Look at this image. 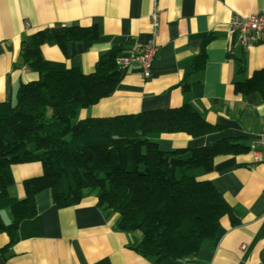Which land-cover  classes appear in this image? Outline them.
Instances as JSON below:
<instances>
[{"label": "crops", "instance_id": "1", "mask_svg": "<svg viewBox=\"0 0 264 264\" xmlns=\"http://www.w3.org/2000/svg\"><path fill=\"white\" fill-rule=\"evenodd\" d=\"M152 7L153 0H0V102L13 101L20 84L38 78L21 59L23 39L38 30L94 25L97 38L89 45L78 42L72 57H65L56 44L41 46L45 59L84 73L92 72L100 55L113 46L122 45L121 52L139 50L153 38L157 52L150 77H143L138 65L129 66L116 90L80 109L77 118L192 105L220 128L199 137L176 132L152 138L165 151L223 138L247 146L244 152L216 156L212 170L198 176L211 181L232 215L221 218L214 239L205 241L193 257L156 261L134 249L141 231L120 229L119 215L97 205L96 190L77 204L59 207L46 189L35 196L36 215L21 221L12 243L0 233V264H264V147H256L258 154L251 147L264 132V89L246 95L234 91L235 83L264 71V42L243 50L227 32L231 14L264 12V0H158L154 36ZM202 51L204 65H196L199 69L187 76L192 85L185 90L183 79ZM42 171L40 162L13 164L8 194L23 198V181ZM242 244L248 245L244 258Z\"/></svg>", "mask_w": 264, "mask_h": 264}, {"label": "trees", "instance_id": "2", "mask_svg": "<svg viewBox=\"0 0 264 264\" xmlns=\"http://www.w3.org/2000/svg\"><path fill=\"white\" fill-rule=\"evenodd\" d=\"M97 36L94 25H68L38 30L22 41V64L38 78L20 84L13 101L0 102V233L12 243L21 221L36 215L35 196L43 190L59 207L77 204L96 190L97 205L119 215L120 229L141 231L133 246L141 255L156 261L191 258L214 239L221 218L232 215L211 181L198 176L212 170L216 156L244 152L247 146L223 138L196 148L161 150L154 135L199 137L220 128L190 104L78 119L80 109L116 90L125 72L114 62L122 45L101 54L90 73L45 59L41 46L56 44L69 58L78 42L89 45ZM204 61L202 51L183 79L185 90L192 85L187 76ZM263 89L264 71L234 84L241 95ZM28 162H40L42 174L23 181V198L11 197V166ZM3 210L12 217L9 223Z\"/></svg>", "mask_w": 264, "mask_h": 264}, {"label": "built area", "instance_id": "3", "mask_svg": "<svg viewBox=\"0 0 264 264\" xmlns=\"http://www.w3.org/2000/svg\"><path fill=\"white\" fill-rule=\"evenodd\" d=\"M159 9L158 0H153L152 11L149 15V20L152 26V35H156L158 28ZM227 32L234 35L236 44L243 50H249L257 44L264 42V12L250 13V14H231L227 21ZM157 52L153 38H150L141 49L135 48L128 52H120L115 57V65L121 70H125L131 65H138L143 77H150V70ZM257 146L264 147V132L258 135V138L251 147L257 151ZM258 154V152H256ZM248 252V245H241V258H244Z\"/></svg>", "mask_w": 264, "mask_h": 264}, {"label": "rangeland", "instance_id": "4", "mask_svg": "<svg viewBox=\"0 0 264 264\" xmlns=\"http://www.w3.org/2000/svg\"><path fill=\"white\" fill-rule=\"evenodd\" d=\"M2 215H3V221L5 223H9L11 221V215L9 214L8 210H3L2 212Z\"/></svg>", "mask_w": 264, "mask_h": 264}]
</instances>
